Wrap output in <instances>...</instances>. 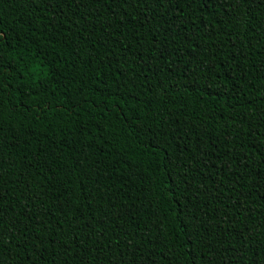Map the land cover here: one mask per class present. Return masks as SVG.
<instances>
[{"label":"trees","instance_id":"16d2710c","mask_svg":"<svg viewBox=\"0 0 264 264\" xmlns=\"http://www.w3.org/2000/svg\"><path fill=\"white\" fill-rule=\"evenodd\" d=\"M0 264H264V0H0Z\"/></svg>","mask_w":264,"mask_h":264}]
</instances>
